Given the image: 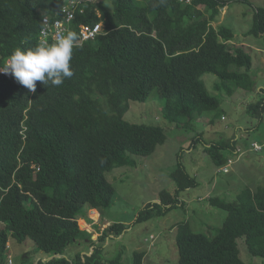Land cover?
<instances>
[{
	"label": "trees",
	"instance_id": "obj_1",
	"mask_svg": "<svg viewBox=\"0 0 264 264\" xmlns=\"http://www.w3.org/2000/svg\"><path fill=\"white\" fill-rule=\"evenodd\" d=\"M232 1L99 0L69 26L77 34L82 25L103 28L93 41L74 48V75L62 85L45 87L38 81L33 93L11 73L9 78L0 74V264L7 260L9 238L18 244L33 242L44 257L38 264H103L102 246L96 247L79 219L84 206L109 208L115 189L105 174L134 165L127 154L149 157L166 141L159 126L123 121L130 102L144 103L155 92L165 102L166 120L177 125L186 120L181 125L186 128L211 113L214 122L220 107L201 81L204 75L219 80L217 89L229 91L227 85H234L251 98V56L233 44L230 29L212 28ZM63 2L0 0V66L15 49L38 44L42 18L55 17ZM248 34L264 35L263 7L255 8ZM245 111L263 122V89ZM232 139L205 146L217 167L237 157L238 140ZM246 143L251 153L264 151ZM170 179L174 193L161 192L159 204L146 207L136 223L182 206L179 194L198 186L181 162ZM208 204L223 210L226 218L210 237L193 232L188 222L179 224L178 264L264 259V187L245 188L232 203L209 198ZM126 229L111 225L99 241L103 245L109 237L119 238ZM85 240L91 255L66 257L70 246ZM239 241L248 253L244 260ZM144 256L135 252L133 264H142Z\"/></svg>",
	"mask_w": 264,
	"mask_h": 264
},
{
	"label": "rangeland",
	"instance_id": "obj_2",
	"mask_svg": "<svg viewBox=\"0 0 264 264\" xmlns=\"http://www.w3.org/2000/svg\"><path fill=\"white\" fill-rule=\"evenodd\" d=\"M259 7L264 8V0H234L220 10L217 21L212 24L216 30L220 27L230 29L233 44L251 56L249 76L255 87L251 98H246L234 85H227L231 88L229 91L226 87L217 89L219 80L204 75L201 81L208 94L218 99L220 107L214 113V122H211V113L195 119L186 128L181 126L187 123L186 120L180 125L166 120L162 108L165 102L159 100L155 92L144 103L130 102L123 121L159 126L165 131L166 141L149 157L127 154L134 165L115 168L105 174L115 189L109 208L84 206L79 219L96 247L102 246L103 264H109L115 258H119L120 264H133L135 252L145 253L142 264H178L175 237L179 224L188 222L193 232L210 237L221 228L226 213L210 207L209 198L232 203L243 189L254 191L257 187H264V151L255 154L249 152L250 147H245L249 145L248 141L256 142L255 146L264 149V120L260 123L245 111L264 90V35L248 34L253 27L255 8ZM232 138L238 140L237 157H231L233 162L225 168L228 173H220V167L214 164L204 148L213 143L232 141ZM179 162L195 178L197 188L181 192L179 201L182 206L165 216L136 223L139 213L146 207L159 204L161 192L174 193L176 186L170 174L177 169ZM114 224L127 229L119 238L109 237L102 245L99 241L101 232ZM86 242L70 246L66 257L71 259L76 252L91 255V250L87 253L89 245ZM8 249L7 260L1 264H38L44 258L31 241L18 244L9 238ZM239 249L244 260L243 255L248 253L242 241H239ZM246 262L264 264V259L251 258Z\"/></svg>",
	"mask_w": 264,
	"mask_h": 264
},
{
	"label": "clouds",
	"instance_id": "obj_3",
	"mask_svg": "<svg viewBox=\"0 0 264 264\" xmlns=\"http://www.w3.org/2000/svg\"><path fill=\"white\" fill-rule=\"evenodd\" d=\"M66 1L64 0L62 5ZM84 43H81L78 34L71 30L52 43L39 39L36 46L26 51L15 49L4 65L0 66V74L9 78L11 73L19 84L33 93L36 91L38 81L45 87L49 85L58 87L63 84L65 78L74 75L71 65L74 48ZM255 144L251 143V146ZM229 162H233L232 158L228 159L227 165L220 168L219 172H222Z\"/></svg>",
	"mask_w": 264,
	"mask_h": 264
},
{
	"label": "built area",
	"instance_id": "obj_4",
	"mask_svg": "<svg viewBox=\"0 0 264 264\" xmlns=\"http://www.w3.org/2000/svg\"><path fill=\"white\" fill-rule=\"evenodd\" d=\"M99 0H67L60 9V13L55 15V17L50 18L44 16L41 21V31L40 40L55 41L57 38L63 36L67 31H69V26L74 22L77 16H82L85 9L89 5H93ZM182 1V0H180ZM187 4H190V0H185ZM102 24L95 25L92 29L85 26H80L78 37L80 42L93 41L98 35L102 34ZM254 150L260 151V148L253 145ZM231 163V162H229ZM223 171L228 172L227 169Z\"/></svg>",
	"mask_w": 264,
	"mask_h": 264
}]
</instances>
